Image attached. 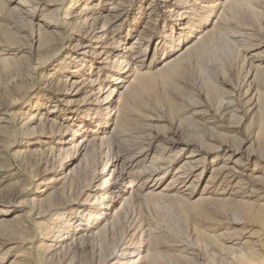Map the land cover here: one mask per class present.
Returning <instances> with one entry per match:
<instances>
[{"label":"rangeland","instance_id":"1","mask_svg":"<svg viewBox=\"0 0 264 264\" xmlns=\"http://www.w3.org/2000/svg\"><path fill=\"white\" fill-rule=\"evenodd\" d=\"M0 264H264V0H0Z\"/></svg>","mask_w":264,"mask_h":264},{"label":"bare ground","instance_id":"2","mask_svg":"<svg viewBox=\"0 0 264 264\" xmlns=\"http://www.w3.org/2000/svg\"><path fill=\"white\" fill-rule=\"evenodd\" d=\"M104 22H106V20H104ZM103 22V23H104ZM96 26V25H95ZM100 28V27H99ZM102 28V27H101ZM100 28V29H101ZM102 30H104V29H102ZM108 30V29H107ZM111 31V30H110ZM94 33V32H93ZM105 34V33H104ZM102 35V34H101ZM97 37V36H96ZM129 50H131V49H129ZM104 53V52H103ZM66 79V78H65ZM110 95H111V91L110 92H108L107 94H106V96H105V99L107 100L109 97H110ZM121 93L119 94V98H121ZM119 98H118V101L117 102H119ZM117 104V103H116ZM117 108V111L115 112L116 113V118L119 116V113H120V105L118 106V107H116ZM110 138L111 137H109V138H107L106 139V137L105 136H103V137H100L99 138V145H100V148L103 146V144L104 143H106V144H108L109 145V147L111 148V143L110 142H112L111 140H110ZM96 140V139H95ZM89 140H85V141H83L82 143H80V145H76V147H75V149H76V153L77 152H80V153H82V152H86V150H87V147H88V145H89ZM109 149V148H108ZM112 149V148H111ZM63 151V150H62ZM109 163V162H108ZM62 166V162L61 161H59V166L57 167V169L59 168V167H61ZM106 166V165H105ZM121 169V171L123 170V167H120ZM59 176H61V179H63V180H65L66 179V175H64V173H59ZM262 246V245H261ZM263 247V246H262Z\"/></svg>","mask_w":264,"mask_h":264}]
</instances>
